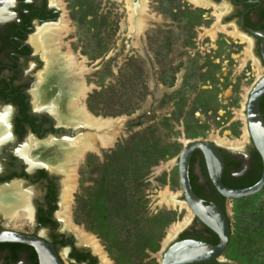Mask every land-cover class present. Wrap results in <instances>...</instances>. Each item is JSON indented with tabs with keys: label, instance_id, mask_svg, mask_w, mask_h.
<instances>
[{
	"label": "rangeland",
	"instance_id": "obj_1",
	"mask_svg": "<svg viewBox=\"0 0 264 264\" xmlns=\"http://www.w3.org/2000/svg\"><path fill=\"white\" fill-rule=\"evenodd\" d=\"M133 2L140 3L134 19L127 0H60L62 28L70 29L60 50L87 69L82 78L90 89L79 101L116 121L108 146L92 127L75 136L97 135L98 149L80 157L72 199L62 206L71 229L94 235L115 264H161L170 230L189 214L182 200H162L163 190L181 194L179 155L189 140L244 134L257 69L250 42L231 27H215L216 7ZM237 202L226 257L264 264V195Z\"/></svg>",
	"mask_w": 264,
	"mask_h": 264
},
{
	"label": "flooded vegetation",
	"instance_id": "obj_2",
	"mask_svg": "<svg viewBox=\"0 0 264 264\" xmlns=\"http://www.w3.org/2000/svg\"><path fill=\"white\" fill-rule=\"evenodd\" d=\"M202 1L206 3L202 6L210 4L220 10L215 27H231L250 42V61L257 69L248 92L249 110L244 109L246 122L242 118L244 134L222 138L229 139L224 142L194 139L209 144L195 148L187 161L188 181L204 210H214L218 216L224 213L231 229L230 208L239 200L264 195L263 189L234 198L228 191L248 189L264 179V0ZM61 9L60 0H0V200L9 202L15 197L28 201L29 206L28 215H24L27 209L19 208L16 216H8L0 208V230L51 243L62 264H107L100 251L71 229L63 214L69 174L62 154L74 142L80 126L63 118L70 98L66 72L49 73L43 57L45 43L50 37L59 38L57 30L63 31ZM180 196L188 205L186 196ZM191 239L213 245L221 240L193 212L163 248L161 260L171 246ZM230 240L219 256L185 264H245L226 257ZM0 264L41 263L31 244L0 239Z\"/></svg>",
	"mask_w": 264,
	"mask_h": 264
},
{
	"label": "bare ground",
	"instance_id": "obj_3",
	"mask_svg": "<svg viewBox=\"0 0 264 264\" xmlns=\"http://www.w3.org/2000/svg\"><path fill=\"white\" fill-rule=\"evenodd\" d=\"M127 1H128L127 4L129 6V9L131 12L130 18L132 17L134 19V16L136 14L134 2H133V0H127ZM194 1L197 3H200V4H204L200 0H194ZM68 21H69V19H68ZM66 24H68V23H66ZM68 27L64 28L63 31L57 30L56 34H59L58 32H61L60 36H57L54 34L55 36L59 37L58 39L53 38V40H52V38L50 37L49 41H47V43H45L46 38H44L43 43L46 44V46H44L45 47L44 50L46 53H45V56H43V57H45V60L47 63V65H45V67H47L48 71L52 67V69H50L49 73H52L55 71H58V72L60 71L62 73L66 72L65 74L67 76H65L64 74L63 75H64V78L67 79L66 82H67V87H69L70 100L68 99L69 100L68 105L65 106L68 114H64L63 118H65L66 121L73 123L74 126L75 125H78V126L79 125H85L88 127L95 128L96 133H99L98 135H100L101 144H103V146H108V145H110V143H112V142H110V140L108 138H109L110 134H113V130L116 127V125H115L116 121L111 119V118L96 116L93 113L89 112L84 104L80 103V101H79L80 97H85L90 88L87 87L85 80L82 78L83 73H85V69H86L85 65L81 64L80 63L81 61L80 62L78 61V59L75 57L74 53L69 52V53H63L62 54V52L60 51L61 46L64 44L62 37H63V35H66L70 30ZM213 36H214V34H213ZM39 41L41 42V39H39ZM37 42H35L36 45H37ZM38 45H40V44H38ZM41 46H42V44H41ZM37 48H40V47H37ZM75 67L79 68V72L76 71ZM61 89H63L62 85H61ZM66 95H68V93ZM243 116H245V115H243ZM244 119L246 120V116L244 117ZM101 132H102V134H101ZM103 134H105L106 137H104L105 135L102 136ZM246 134H247V132H245V135H244L245 138H246ZM95 137H97V135L91 134V135L86 136L84 138L81 137L76 141L74 140V142L72 141V144H70V146L68 148H66L65 152H63V154H62L63 159L66 160V168L68 170V171L67 170L66 171L68 172L69 177H70V180H68V182L66 183V190H65V194H64L65 195L64 201L67 203H69L68 200L70 201L72 199V196H73L72 193L75 190L76 185H77V182L74 179H75V176L77 174L76 170H77L79 161L81 159L80 157H83L84 154L88 150L96 151L95 149H98L96 146ZM112 140L113 139H111V141ZM220 141L224 142L225 140L220 139ZM186 163H187V158L185 157L181 161V166H183V169L186 168ZM179 176H180V164H179ZM69 177H67V178H69ZM180 182H181V180H180ZM161 193L163 196V199H162L163 201L165 200V202L167 201L170 204L171 203L175 204V202H178L177 201V195L173 194L172 192L170 193L169 190H167L166 192H164V190H163V192H161ZM181 203L186 206V209L188 210L187 213H189L188 217L186 216L187 219H185L184 222H181L180 224H178L177 226L173 227L170 230V232H169L170 235H169L168 239H170L172 236H174V234L177 233V231L185 224V222L186 221L188 222L190 217L192 218V214L194 212L193 209L189 205H187V203H183L182 201H181ZM69 205L70 204L67 205L68 208H69ZM0 208H2L8 214V216H12V215L16 216V213H18L17 211L19 210V208L23 209V210L27 209V211H25L26 214H24V215H28V210H29L28 201L26 202L23 199L18 200L15 197L12 200L10 199L9 202H4V201L0 200ZM68 208L67 207L64 208L65 213L67 212L65 216L71 215V213L69 212L70 209H68ZM78 230H79V232H77V233H79V236L82 240H85V241L91 243L98 251H100L102 257L104 258V260L107 264H113L111 262V260L108 259L106 252L102 251L103 247L101 248L102 245L99 243L98 239L94 235L90 234L89 232H87L86 230H84L81 227ZM167 241H169V240H166V242ZM165 244H164V246H165Z\"/></svg>",
	"mask_w": 264,
	"mask_h": 264
},
{
	"label": "water",
	"instance_id": "obj_4",
	"mask_svg": "<svg viewBox=\"0 0 264 264\" xmlns=\"http://www.w3.org/2000/svg\"><path fill=\"white\" fill-rule=\"evenodd\" d=\"M139 6H140L139 2L136 3L135 10L138 11ZM256 107L258 111L259 110L258 106ZM248 108L249 107H248V96H247L244 109H248ZM79 126L80 127L75 131L77 132L78 136L80 131L88 127L85 125L84 126L79 125ZM79 138L81 137H77V138L75 137V141L78 140ZM206 144H209V142L201 141V140H189L185 143V146L181 154L179 155L180 180L183 189L182 193L188 199L189 202L188 205L193 209L194 215L200 216L206 224H208L212 229H214L219 234L221 238L220 243L218 245H213L194 239L187 240V242L178 243L176 245L171 246L167 250V252L165 253V257L162 258L161 260V264H185L190 262L209 260L211 258L219 256L228 246L231 235V229L227 216L224 213L218 216L219 213H217L214 210H210V209L208 211L204 210L200 198L192 190L191 185L188 181L187 163L185 169H183V166H181V161L183 160V158L186 157L188 161L191 152L195 148H201L203 147V145ZM263 189H264V179L257 185L248 189H241V190L227 189V190L229 191L231 197L243 198L254 195ZM180 195L177 196V200H182ZM0 239H6V240L14 239L16 241L18 240L31 244L39 252L41 264H62L55 251L54 246L43 239L25 234L17 235L16 233L13 232L11 233L7 230H0Z\"/></svg>",
	"mask_w": 264,
	"mask_h": 264
}]
</instances>
